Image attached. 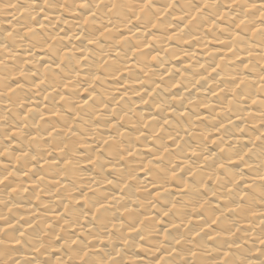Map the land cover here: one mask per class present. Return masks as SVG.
<instances>
[{
	"label": "clouds",
	"instance_id": "clouds-1",
	"mask_svg": "<svg viewBox=\"0 0 264 264\" xmlns=\"http://www.w3.org/2000/svg\"><path fill=\"white\" fill-rule=\"evenodd\" d=\"M17 3L28 11L30 17L36 18L34 23L40 25L41 30L35 31L31 24L26 25L30 33V39L33 41L31 46L28 47L25 46L23 36L20 33L14 34L8 40L0 35V90L6 91L9 79V76L6 75L8 72L6 61L9 59L14 60V67L19 70L23 63L20 51H26L30 57L32 68L35 70L34 74H31V72L28 74L27 79L35 82L36 79L40 78L41 83L45 85L41 88L42 92L47 91L49 87L58 90L55 95L49 97L53 101L50 109L53 111L57 108L54 103L56 96L63 95L64 81L72 79L79 73L81 69L79 61L82 57L86 56L89 60H94L102 65L104 57L109 55L110 51H116L120 42L121 28L127 29L130 33V36L124 42H131L132 46L138 49L148 45L150 35L155 37V33L148 31L150 27H160L161 24H164L165 27L164 34L153 40L149 52L143 54L145 58L140 62L145 72L153 67L156 69V72L148 73L147 78L143 79L141 83L142 87L145 89L151 88L156 93L148 102L149 112L147 114L154 116L153 124L148 125L150 131L145 133L142 130L143 109H137L136 105L137 103L144 104L145 98L140 96L138 101L132 99V96L136 95L135 88L127 87L123 90L120 97L122 103L116 107L115 113L111 110V106L116 101V97L111 95V90L105 87L103 81L96 87L91 88L88 97L90 103H85V106L79 110L80 121L77 122L78 126L73 130L74 136L70 138L69 147L65 148L60 159L70 161L67 172L74 170L84 174L92 172L91 168H79L82 160H95V164L100 170L111 167L113 171L100 179L89 177L91 183L95 184L96 191L87 197L79 215L74 216L70 212L63 217L67 224L64 228V234L60 235L59 239L54 238L56 235L54 229H49L46 236L43 235L44 230L41 229L36 236L24 234L13 236L11 240L7 239V234H0V264H52L53 257L56 255L60 256L59 264H125V256L133 251L138 244H141V241L157 253L152 256L151 264H157V262H162V264H206L207 258L203 253L209 250L207 247L208 242L204 236H201L193 244L192 233L202 226L193 225L189 227L188 217L191 212L188 209L195 210L201 205L202 200L208 208H211L210 199L206 200L205 198L215 196L218 200L219 196L224 195L227 202L223 207L234 206L236 214L242 215L246 219L247 212L256 206V201H264V180L254 183L251 188L247 189V195L241 199L240 194L245 191L243 183H237L235 178L229 175L230 169L240 168L239 165L231 166L227 163V160L231 158L229 153H233L239 158L245 148L249 147V145H238L235 142V133L240 130V123L238 122L234 121L232 123V129L234 130L232 137L227 139L223 135L218 137L217 148L219 151L217 152L209 150L210 141L207 136H200L198 143L195 144L183 140V136L187 134L183 125H174L167 118L170 109L173 110V115H175L174 105L171 101V96L175 94L168 90L166 82L161 81L158 84L155 79H152L157 72H167L168 64L171 63L172 57L177 54L171 49L166 51L163 46L168 40L167 25L171 24V20L167 19L166 24L165 21H161L160 24L153 25L151 21L143 23L142 18L150 14L154 19H158L165 8L171 7L173 12L187 13L189 17L192 16L193 12H199V19L204 23H208L211 27V24L215 22L214 17H218L220 13L215 12L213 15L205 17L204 10L214 9L216 0H199L198 3L194 0H164V7L162 8L155 7V0H17ZM224 3L227 6V11L223 13V19L228 23L229 46L235 44L237 49L233 55L241 51V45H244L243 51L247 52L249 51L247 42L253 29H257L256 35L258 38L264 37V0H224ZM11 5L12 0H8L7 6L11 7ZM249 8L251 10L246 11ZM69 13H80V15L69 18ZM85 13H87L86 16ZM134 20L138 22L134 24ZM84 25L95 26L99 36H112L111 50L100 47L99 37L88 35ZM176 27L179 29V24ZM223 34V32L220 33V35ZM193 35L194 33L190 30L184 32L180 38H191ZM195 35L198 43L205 42L209 35H212L213 39H219V36L204 32L202 27ZM77 41L78 43H76ZM37 47L47 49L43 53L47 60H40L39 55L34 51ZM65 49L70 51L65 52ZM153 51L156 52V56H151ZM128 55L127 52L123 53L124 57ZM151 60H156L157 64L153 66L150 63ZM62 61L64 67H61ZM124 62L126 63V60ZM45 63L49 64L47 69L49 83H45L42 78L44 74L41 72V66ZM240 63L243 64L244 62L241 61ZM262 64H264V51L251 58L246 73L240 72L237 68V80L242 76L245 77L244 86L235 94L231 109H224L226 118L231 119L235 116L243 121L246 108L242 105L246 106V100L242 97L251 99L256 94L255 85L261 83V78L264 77V66ZM51 65H55L60 71L54 73ZM116 71H120V68H116ZM250 77L256 78L255 83L248 79ZM95 79V72H91L87 79L77 80L76 84L83 88ZM136 79L139 81L141 77L138 75ZM232 83L236 82L233 81ZM71 87L74 88L75 85ZM260 92L264 93V87L260 89ZM13 95L15 99L12 101L10 108L0 107V157H5L7 160V164L0 161V183L7 181L11 184L13 181H18L22 185V174H28V165L33 164V161L38 165L41 160L48 158L47 149H44L43 146L48 145L54 149L62 145L64 140L61 132L49 135L48 129L44 128L43 124L37 125L36 117L40 115L39 105L36 106L31 122L23 120L17 109L21 106V100L29 97H20L15 93ZM125 95L129 97L127 100L124 99ZM63 99L64 103L59 105V111L61 117L64 118V127H68L72 113L66 112L65 109L66 107L75 109L76 104L79 103V89L69 92ZM101 108L104 109L103 112H100ZM152 108H156L158 111L153 113ZM257 108L261 111V116H253L252 119L264 120V103L259 104ZM98 113L101 117L100 120L96 119ZM121 114L124 115L126 122L128 118L135 117L138 126L130 129L129 131L132 134L126 133L123 138L119 134V128L114 129L110 136L111 143L105 147L104 152L97 155L96 147L104 139L100 131L101 126L107 128L112 120L118 121ZM161 120L168 123L172 129L171 133L168 134V138L173 140L174 150L169 148L165 138L157 135ZM60 122L57 121V123ZM44 123L48 124L49 122L44 121ZM26 124L29 129L36 132V139L29 140L26 136L24 145L13 148L12 141L6 139L7 129L15 127L22 131ZM248 131L245 130V134ZM250 131L259 132V129ZM45 136L49 138L45 139ZM149 141L152 143L153 151L147 155L156 158L154 168L159 170L160 180H147L150 173H146V185L159 182L160 187L163 189L155 203L147 201L145 204H141L138 199H135L134 192L131 194L125 192L123 196L116 197L112 195V192L104 189L103 185L105 183L116 186L127 185L129 180L139 183L137 171L129 167L130 162L127 157L142 163L145 154L139 151L136 145L139 142L146 147ZM80 143L90 144L93 147L86 148L83 155H81L78 148ZM33 146L41 148L36 155L32 154L31 148ZM109 149H113L111 156L107 155ZM17 151L21 153L19 157L16 156ZM53 159H57V157L54 156ZM121 160L125 161L123 165ZM17 161L23 162L22 167L13 169V164ZM243 162L255 164L257 167L249 169L247 172H237V175L249 176L253 172L264 174V135L261 136L260 142L252 146L247 159ZM56 167L59 168V165ZM182 168L183 171H181ZM64 171L61 169L60 172H57V175L59 176ZM209 171L212 172L211 177L208 176ZM189 173L193 174L192 188L199 198L185 205L182 200L174 199L176 194L169 192L165 185L175 182L179 186ZM36 174V172L31 173V175ZM97 175H100V173L98 172ZM108 176H111L112 179H108ZM209 178L214 181L218 179V183L207 185L206 191H199L206 186ZM64 179L68 185L64 190L65 192L84 196V189L80 187L79 180L72 179L68 175H65ZM247 182L244 181V183ZM229 185L233 186L231 193L220 191V189L226 190ZM256 189H260V192H257ZM105 192L107 194H104ZM109 196L112 197L111 201H109ZM10 203L11 201L0 200V205H2L0 207V219H4V212ZM153 208L156 209L155 214L157 217L167 216L171 213L168 223H178L175 231L167 232L163 240L160 239L161 228L156 225L155 219L150 227L138 228V225L142 224L139 218L135 222H129L127 217L120 215L121 209L125 212L132 209L137 214L143 209L145 213L151 214ZM217 210L213 209V211ZM93 216H95L96 221L102 223V228L99 231L92 227ZM46 222V219L42 221V223ZM208 222L209 219L205 217L203 223ZM238 224V220H233L234 227H237ZM73 225L77 227L78 231H69ZM129 229H131V235ZM14 231H19V229ZM242 231L247 232L249 230L244 229ZM204 235L207 236V233ZM256 235L257 239H264V226L259 228ZM244 239L243 236H237L236 239L231 241H223L222 243L216 241L213 242V247L224 248L229 243L233 245L232 254L224 261V264H264V248L259 249L258 255H253L256 250V241H252L251 246H249L242 243ZM101 241L105 242L103 247H100ZM13 242L18 243L20 246L10 247ZM237 243L242 244L238 250L235 249ZM51 247H56L59 251L57 253L49 252L48 249ZM98 247H100V250L96 251ZM193 247L201 254L189 258ZM38 248L42 251L37 253L35 250ZM173 252H175V255H173ZM45 253H48L47 258L44 256Z\"/></svg>",
	"mask_w": 264,
	"mask_h": 264
},
{
	"label": "bare ground",
	"instance_id": "bare-ground-1",
	"mask_svg": "<svg viewBox=\"0 0 264 264\" xmlns=\"http://www.w3.org/2000/svg\"><path fill=\"white\" fill-rule=\"evenodd\" d=\"M198 3L199 0H194ZM8 0H2L0 2V35H2L5 40L10 39L14 34L20 33L23 36V41L26 47L31 46L33 41L30 39V33L26 25L33 27V30H41L40 25L34 23L35 17H30L28 11L24 7H20L17 0H12L11 7L7 6ZM155 7H164V0H155ZM251 10V8L246 9V11ZM227 11V6L224 0H216V5L214 9H205L204 16L208 17L213 15L215 12L220 13L218 17H214L215 22L209 27L208 23H204L199 19L200 13L193 12L192 16L189 17L187 13H181L179 11L173 12L171 7L165 8L158 19H154L150 14L143 16L142 22L148 23L152 22L153 25L160 24L161 21L167 23V19L171 20V24L167 25V36L168 40L164 44L165 50H173L177 54L172 57L171 63L168 64V71L165 73L157 72L152 79H155L159 84L164 81L168 85V90L175 94L171 96V101L174 105L175 115H173V110L170 109L167 113V118L172 121L174 125L182 124L186 135L183 136V140L188 143L195 144L198 143L199 137L204 135L207 136L210 143L208 148L210 151L217 152L218 137L224 136L226 139L232 137L233 129L232 123H240V130L235 133V142L238 145H249L245 148L243 153L239 158L235 154L229 153L231 156L227 160V163L231 166L239 165V169H230L229 175L233 176L237 183H243L244 192H242L241 199L247 195V189L251 188L254 183H258L264 180V174H257L253 172L249 176L237 175V172H247L249 169H254L257 167L255 164L244 163L243 161L247 159L252 146L260 142L261 136L264 135V120L259 118L252 119L253 116L260 117L261 111L258 110L257 106L264 103V93L260 92V89L264 87V77L261 78V83H256V94L246 100V110L244 111V119L240 121L238 117H232L231 119L225 117L224 109H231L235 94L244 86L245 77H241L237 80L236 71L237 68L240 72L246 73L253 56H258L261 51H264V37L258 38L256 33L257 29H253L250 34V38L247 42L249 51H243L244 45H241V51L233 55L237 51L236 45L231 44L229 46V32L228 23L223 19V13ZM171 14V15H169ZM80 13H69L68 17L79 16ZM85 16L87 13L84 14ZM42 19V16H41ZM259 19V17H257ZM138 21L134 20L133 23ZM177 24H179V29H177ZM218 25V27H217ZM164 24L160 27L152 26L148 29L150 33H155V37H148V45L142 46L140 48H135L132 46L131 42H124L130 33L127 29L121 28V36L119 37L120 42L117 45L115 52H109V55L104 57L103 64L96 63L94 60H89L86 56L82 57L79 61L81 69L72 79L64 81V87L62 89V96H56L54 101L57 106L56 110H50L52 108L53 101L49 99L55 95L58 91L54 88H47V91L42 92L41 88L45 85L41 83V79L38 78L35 82L27 79L28 74H34V69L30 63V57L26 51L21 50L20 54L23 57L22 67L17 70L14 67V60H7L8 72L6 75L9 76L7 81L6 91L0 90V107H11L12 101L15 99L14 93L20 97H29L22 99L20 102V107L17 111L21 114V118L25 121L31 122V117L36 111V106L39 105L40 115L36 117L37 125L43 124L44 128L48 129L49 135H55L56 132L62 133V138L64 143L56 148H51L48 145H44L43 148L47 149V159L41 160L38 165L33 164L28 165L27 175L22 174V185L21 182L13 181L9 184L7 181L0 183V200L11 201L8 208L4 212V219H0V234H7V239L11 240L13 236H22L24 234H31L36 236L43 229V235L48 234L49 229L55 230V239H59L60 235L64 234V228L67 221L63 219L70 212L72 215H79L80 209L84 205L85 200L92 192L96 191V186L91 183L89 177H95L100 179L102 176L107 175L112 172L113 169L108 167L106 169L100 170L96 164L95 160L92 161H81L79 164L80 169L91 168L92 172L84 174L78 171L67 172L70 161L62 160V153L65 148L69 147L70 138L74 136L73 130L78 126V121H80V109L85 106V103H90L88 100L90 89L96 87L101 81H103L106 88L111 90V95L116 97V101L112 104L111 110L113 113L116 111V107L122 103L120 97L123 90L127 87H133L136 89V95L132 96V99L139 100L140 96H144L145 103H137V109H143V131L145 133L149 132L150 129L148 125L153 124L154 116H149L148 102L151 101L152 97L156 95L151 88L145 89L141 86L142 80L147 78V74L151 72H156L155 67L147 70H143L142 62L144 60L145 53L149 52L153 40L157 37H161L164 34ZM203 28L204 32L212 33L213 35L219 36V39H213L212 35L207 37L205 42H197V36L195 33ZM84 29L88 35H95L99 37L100 47L104 49L111 50L113 38L112 36H99L96 32L95 26L84 25ZM192 31L194 35L191 38L180 37L184 32ZM223 32V35L220 33ZM78 43V41L76 42ZM46 48H35V52L39 55L41 61L47 60L44 56ZM69 49H65V52H69ZM129 53L127 57L123 56V53ZM151 56H156V52H151ZM126 60V63L124 62ZM244 63L241 64L240 62ZM150 63L155 66L157 64L156 60H151ZM264 66V64H262ZM49 64L45 63L41 66V72L44 74L43 79L45 83H49L47 80V69ZM53 72H59L60 69L55 65H51ZM61 67H64V62H61ZM116 68H120V71H116ZM91 72H95L96 79L91 81L88 85L81 88L79 84H76L77 80H84L88 78ZM140 76L141 80H137L136 76ZM171 77V79H170ZM57 79H59L57 77ZM255 83V77L248 78ZM235 81L236 83H232ZM75 85V87H71ZM79 89V103L76 104L73 110L70 107H66V112H71L70 123L68 127H64L63 119L59 111V105L64 103V96H67L69 92L76 91ZM103 90V89H102ZM95 95V94H93ZM129 97L124 96L127 100ZM104 109L101 108L100 112ZM151 111L155 113L158 111L156 108H152ZM97 120H100V114L96 116ZM61 121L57 123V121ZM44 121H48L45 124ZM123 125V127H121ZM191 125V126H189ZM137 121L135 117L128 118L127 122L123 114L119 120H112L107 128L101 126L100 131L103 134V141L96 147V153L105 151L110 143V136L114 129L119 128V134L123 138L126 133H130V129L136 128ZM259 129V132H253L250 130ZM167 130V131H165ZM245 130H249L245 134ZM172 129L169 127L168 123L163 120L160 121V127L157 131V135H161L162 138L167 140V144L170 149L174 150L173 140L168 138V134L171 133ZM29 140L36 139V132L33 129H29L27 124L24 126V130H18L15 127H10L7 129V137L12 141V147L18 148L25 144V137ZM48 139V136L44 137ZM82 139V138H81ZM91 139V137H89ZM142 139V137H141ZM183 142V141H181ZM93 147L90 144L80 143L78 148L80 154L86 148ZM137 149L144 153V158L142 163L140 161H133L131 157H127L130 162L129 167L136 169L139 183L136 181L129 180L128 184H121L116 186L114 184L110 185L105 183L103 188L107 191L112 192V195L116 197L123 196L125 192L131 194L135 193V199H138L141 204H145L147 201L155 203V201L161 195L163 189L160 187V183L147 184L145 181L146 173H150L147 176V180L156 181L160 180V173L158 169L154 168L155 157L147 155L153 151L152 143L149 141L146 147L142 146L139 142L136 145ZM114 149V146H113ZM109 149L107 155L111 156L112 150ZM32 154L36 155L41 148L39 146H33L31 148ZM21 153L16 152V156L19 157ZM57 159H53V157ZM0 161L7 164L5 157H0ZM21 161H17L13 164V169L22 167ZM125 163L121 160V164ZM59 165V168L56 166ZM203 167V165H202ZM61 169L65 170L61 172L58 176L57 172ZM183 171V168L181 169ZM219 171V170H218ZM36 172V175H31V173ZM100 175H97V173ZM68 175L72 179L80 181V187L84 189V196H78L75 193L69 194L65 192V188L68 187L64 176ZM192 173H189L181 185H177L175 182H171L165 187L171 193H175L174 199L182 200L185 205L190 204L199 197L194 193L192 188ZM218 175V172H217ZM208 176H212V172L209 171ZM11 179V178H10ZM108 179H112L108 176ZM244 181H248L244 183ZM218 183V179L214 181L213 179H207L206 186L201 188L199 191L203 192L207 190V185ZM91 186L89 187V185ZM146 185V186H145ZM231 193L233 191V186L224 190ZM260 192V189H256ZM104 194H107L106 192ZM112 197L109 196V201ZM211 208H208L204 200L201 201V205L195 210L189 208L188 211L191 215L188 217L189 227L193 225H201L202 227L196 232L192 233L193 244L195 241L199 240L201 236H204L205 240L208 242V251L203 253L206 256V264H224V261L232 254L233 245L231 243L227 244L224 248L213 247V242L220 241H231L236 239L237 236H243L244 245L251 246L252 241H256V250L253 255L259 254V249L264 248V239H257V231L261 226H264V201L257 200L256 206L252 207L250 211L247 212V218H243L242 215L236 214V209L234 206L223 207L226 204V197L224 195L219 196L218 200L215 196L210 198ZM2 207V205H0ZM213 209H218L213 211ZM156 209H152V213H145L143 209L137 214L134 210L130 209L129 212H125L123 209L120 210V215L122 217H127L129 222H135L137 218L142 221L139 227H150L152 221L155 219L156 225L161 228L160 239H165L167 232H173L178 227V223H168L169 213L167 216H156ZM202 214V215H201ZM209 219L208 223H203L204 218ZM46 219V223H42ZM233 220H238L239 224L237 227L233 226ZM92 227L96 228L97 231L101 230L102 223L96 221L95 216H93ZM19 229V231H14ZM231 229V231H230ZM247 229L249 231H242ZM69 231H78L77 227L73 225ZM207 233V236L204 234ZM129 234L131 235V229H129ZM104 241L100 242V247H103ZM20 245L16 242L10 244V247H19ZM242 246L241 243H237L235 249L238 250ZM100 247L96 251L100 250ZM179 247V245H177ZM37 253L42 251V249H36ZM49 252L57 253L59 250L56 247H51L48 249ZM135 253V254H133ZM157 254L154 249L148 247L147 245L138 244L136 248L129 252L125 256V264H151L152 256ZM198 253L196 248L193 247V251L189 258H194ZM175 255V252H173ZM47 258L48 253L44 254ZM60 256L56 255L53 257L52 264H59ZM157 264H162V262H157Z\"/></svg>",
	"mask_w": 264,
	"mask_h": 264
}]
</instances>
